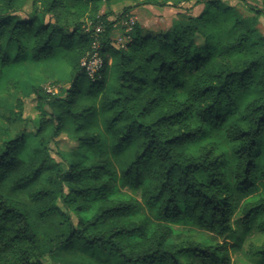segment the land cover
<instances>
[{
    "label": "trees",
    "instance_id": "obj_1",
    "mask_svg": "<svg viewBox=\"0 0 264 264\" xmlns=\"http://www.w3.org/2000/svg\"><path fill=\"white\" fill-rule=\"evenodd\" d=\"M99 1L0 0V78L9 62L57 54L71 77L62 96L33 88L31 130L15 122L21 100L13 117L0 106V264H218L230 247L197 237L231 232L240 196L254 198L243 221L264 230V0H237L251 17L229 0H172L203 8L168 32L135 26L118 48L107 15L92 14ZM25 3L34 14L16 17ZM84 14L105 26L95 80L80 66ZM60 134L74 142L56 150L62 164L49 147ZM251 252L264 258V244Z\"/></svg>",
    "mask_w": 264,
    "mask_h": 264
},
{
    "label": "rangeland",
    "instance_id": "obj_2",
    "mask_svg": "<svg viewBox=\"0 0 264 264\" xmlns=\"http://www.w3.org/2000/svg\"><path fill=\"white\" fill-rule=\"evenodd\" d=\"M247 1L252 5L260 4V0ZM220 6L222 8L232 6L245 17L255 16L237 0L221 1ZM90 7L95 10L92 14L107 15L103 20L106 22L105 25H109L110 43L114 48H118L123 44L125 46L131 39V35L136 30L135 26H137L139 34L142 35L168 32L178 26L183 27L189 17H195L201 12L203 5H195L192 1L176 3L172 0H160L157 5L143 4L142 0H101ZM33 14L30 3H25L21 10L15 13V16L24 19ZM255 18V27L264 36V16L259 15ZM131 20L133 22L130 24ZM43 22H53V19L49 15H43ZM96 24L97 22L95 23L87 14L79 16L78 25L85 31H91V47L95 38L94 27ZM70 81L69 68L61 59L60 54L40 60H33L28 55L21 60L9 62L2 67L0 78L1 110L6 117H13V113L17 111L16 102L21 100V116L18 119L15 117V122L20 128L26 127L31 130L37 126L38 122L37 102L33 88L50 90V92L62 96L64 90L70 85ZM8 122L9 120L6 118L2 120V124ZM73 146V141L68 140L64 134H60L49 143L51 160L62 164L56 150ZM253 199L249 194L240 196L233 211L231 232L226 236L218 237L206 229H203L201 235H198V239H215L221 243L226 242L230 247L226 253L220 256L222 260L218 264H264V258L257 257L251 252L252 248L264 244V230L260 229V219L252 215L245 222L241 214L244 207ZM183 260L188 263L201 264L199 259L191 256H185ZM43 261L45 264H49L46 257H43Z\"/></svg>",
    "mask_w": 264,
    "mask_h": 264
},
{
    "label": "built area",
    "instance_id": "obj_3",
    "mask_svg": "<svg viewBox=\"0 0 264 264\" xmlns=\"http://www.w3.org/2000/svg\"><path fill=\"white\" fill-rule=\"evenodd\" d=\"M133 21H130V24ZM104 24L102 21H99L95 27H94V32H95V38L93 41V45L91 47V50L84 56L82 57L80 61V66L87 76L88 79L90 80H95L100 78L101 75V69L103 67V58L101 57L100 54V43H101V36L104 32ZM131 28V27H129ZM120 46H124L120 45ZM50 92V90H48Z\"/></svg>",
    "mask_w": 264,
    "mask_h": 264
}]
</instances>
